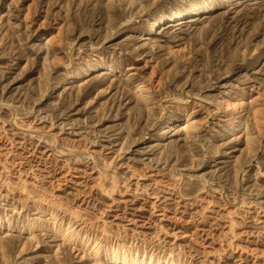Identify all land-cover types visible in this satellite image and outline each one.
I'll list each match as a JSON object with an SVG mask.
<instances>
[{"label": "rangeland", "instance_id": "rangeland-1", "mask_svg": "<svg viewBox=\"0 0 264 264\" xmlns=\"http://www.w3.org/2000/svg\"><path fill=\"white\" fill-rule=\"evenodd\" d=\"M112 248L264 264V0H0V264Z\"/></svg>", "mask_w": 264, "mask_h": 264}, {"label": "bare ground", "instance_id": "bare-ground-1", "mask_svg": "<svg viewBox=\"0 0 264 264\" xmlns=\"http://www.w3.org/2000/svg\"><path fill=\"white\" fill-rule=\"evenodd\" d=\"M215 4L214 3H209L207 6H195L189 10H184V11H179L176 12L173 16L167 17V16H162L159 19H157L153 25H155L153 27V31L156 29V27L161 28V26L165 23V22H171V21H177V20H182L184 18L187 17H191L194 15H199L201 13H205V12H209L212 11L214 9ZM169 24V23H168ZM94 66V65H93ZM104 69V68H103ZM91 70V69H90ZM228 106V105H227ZM237 108L234 109V111H236ZM185 120V119H184ZM176 123V122H175ZM180 124V123H179ZM185 127L187 128H193V123L192 122H188L187 124H184ZM176 126H173L172 128H174ZM184 127V128H185ZM191 130V129H190ZM69 227V226H68ZM89 243V242H88ZM108 251V250H107ZM110 255L116 259V261H118L121 264H131L130 263V258L128 257V255H123L122 257H119V250L116 249H110L109 250ZM130 253V252H129ZM137 255V254H136ZM136 257V256H135ZM133 264V263H132Z\"/></svg>", "mask_w": 264, "mask_h": 264}]
</instances>
